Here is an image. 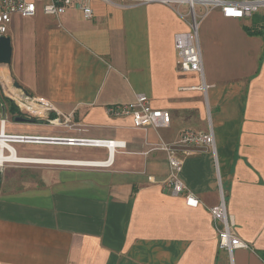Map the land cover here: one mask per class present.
I'll return each mask as SVG.
<instances>
[{
    "label": "crops",
    "instance_id": "0c3cea01",
    "mask_svg": "<svg viewBox=\"0 0 264 264\" xmlns=\"http://www.w3.org/2000/svg\"><path fill=\"white\" fill-rule=\"evenodd\" d=\"M78 1L59 16L41 3L33 16L14 14L6 34L12 56L1 86L51 107L21 111L25 121L0 111V130L5 118L6 133L40 138L12 142L25 160L0 173V264H231L209 210L220 184L251 245L235 249L234 264H264L263 9L243 18L212 9L203 18L205 94L201 76L177 65L174 35L189 29L187 5L91 0L94 15L85 18ZM140 93L171 113L170 125L138 128L131 116L108 113ZM184 128L215 135L216 151L178 146L198 205L166 185L170 165L158 148ZM84 137L125 145L112 149V165L95 166L81 162L111 151L67 141Z\"/></svg>",
    "mask_w": 264,
    "mask_h": 264
},
{
    "label": "built area",
    "instance_id": "2783aa9c",
    "mask_svg": "<svg viewBox=\"0 0 264 264\" xmlns=\"http://www.w3.org/2000/svg\"><path fill=\"white\" fill-rule=\"evenodd\" d=\"M75 0H0V37L6 35L9 30V24L12 21L14 14L22 16H33L37 13L38 4L41 3L42 10L46 14L59 16L66 9L74 4ZM91 0H79L78 5L82 9L85 18H91L94 15ZM109 3H115L121 6H132L136 4H147L152 2L164 3L179 8L182 5H187L185 12L181 11V16L187 20L189 29L180 31L174 35V46L177 51V65L183 72H196L202 78L200 88L207 91L208 84L205 81V69L203 62L202 47L199 38V29L203 18L212 10L220 9L226 17L243 18L252 16L264 8V0H102ZM203 8L199 12L198 7ZM23 93V94H22ZM18 95L20 100L25 101L27 94L22 92ZM26 98V99H27ZM41 103L49 105L48 102ZM107 111L112 116H131L133 125L138 128H147L168 126L171 122V113L168 110L153 108L149 97L140 93L137 99L133 102L125 104H114L107 108ZM6 119H1L0 130V173L5 162L25 160V158H17L15 149L11 145L12 142H26L30 140H38L39 137H34L25 134L6 133ZM69 143H81L84 145L104 146L109 148L111 155L106 160L99 161H82L81 163L91 164L95 166H110L113 163L112 149L116 146H124V141L105 139V138H69ZM181 144H198L206 148H212L216 151L215 135L212 130H199L193 128H184L180 131L178 139L174 143L161 142L159 149L166 151L170 174L166 180V185L174 194L185 192L187 186L181 177V172L184 165V157L179 152ZM8 153H4V150ZM188 153V150H186ZM38 160V159H35ZM69 162V161H68ZM72 162V161H70ZM221 197L218 204L210 207V213L214 219L216 229L218 231L219 247L224 249L229 254L231 264H234L233 253L237 248H250V243L242 239L236 231L235 220L229 212L225 192L220 184ZM187 203L198 205L199 199L191 191L186 192Z\"/></svg>",
    "mask_w": 264,
    "mask_h": 264
},
{
    "label": "rangeland",
    "instance_id": "374dc122",
    "mask_svg": "<svg viewBox=\"0 0 264 264\" xmlns=\"http://www.w3.org/2000/svg\"><path fill=\"white\" fill-rule=\"evenodd\" d=\"M261 16H263L264 15V8H263V11L261 12V14H260ZM4 80V76H2L1 75V73H0V92L2 93V94H4V93H6L8 96H10V99H12V101L18 106V108H19V110H21L24 114H25V111H30V110H32L33 108H44V107H51V105H45V104H43V103H41V102H39V101H35L34 99H32V98H27L26 96H25V101L24 102H22L19 98H18V95L19 94H12V90L11 89H9L10 87H2L1 86V82ZM29 99V101H27V99ZM31 100V101H30ZM12 102V103H13ZM12 103H6L7 104V108L4 106V105H2L1 104V110L3 109V108H5V109H7V111H6V115H7V117H8V120H10V121H13V114L10 112V111H8V107L10 106V104H12ZM3 107V108H2ZM0 110V111H1ZM208 119H209V116H208Z\"/></svg>",
    "mask_w": 264,
    "mask_h": 264
},
{
    "label": "water",
    "instance_id": "95a60500",
    "mask_svg": "<svg viewBox=\"0 0 264 264\" xmlns=\"http://www.w3.org/2000/svg\"><path fill=\"white\" fill-rule=\"evenodd\" d=\"M12 56V46H11V38L8 35H3L0 37V73L2 66H8L11 62ZM15 86L18 89H22L21 86L15 83ZM25 93V91H23ZM25 121V116L20 115L16 116V121Z\"/></svg>",
    "mask_w": 264,
    "mask_h": 264
},
{
    "label": "trees",
    "instance_id": "16d2710c",
    "mask_svg": "<svg viewBox=\"0 0 264 264\" xmlns=\"http://www.w3.org/2000/svg\"><path fill=\"white\" fill-rule=\"evenodd\" d=\"M251 31V30H250ZM253 33V31H251ZM256 33L262 34L263 31L259 30ZM12 99H10L9 97H7L6 95L2 94L0 92V110H1V104L4 105L5 107H7L6 103H12ZM8 111H10L13 115H21L22 112L21 110H19L18 106L13 102L12 104H10V106L8 107Z\"/></svg>",
    "mask_w": 264,
    "mask_h": 264
},
{
    "label": "bare ground",
    "instance_id": "6f19581e",
    "mask_svg": "<svg viewBox=\"0 0 264 264\" xmlns=\"http://www.w3.org/2000/svg\"><path fill=\"white\" fill-rule=\"evenodd\" d=\"M15 93H16L15 91H12V94H15ZM21 101L24 102V100H21ZM27 101H29V99H27Z\"/></svg>",
    "mask_w": 264,
    "mask_h": 264
}]
</instances>
